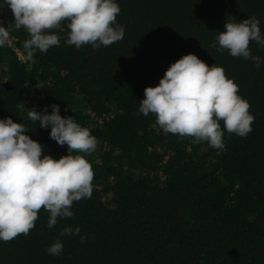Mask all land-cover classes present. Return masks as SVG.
<instances>
[{
    "label": "trees",
    "instance_id": "trees-1",
    "mask_svg": "<svg viewBox=\"0 0 264 264\" xmlns=\"http://www.w3.org/2000/svg\"><path fill=\"white\" fill-rule=\"evenodd\" d=\"M116 2L122 40L76 48L65 43V21L63 31L51 30L59 46L36 50L34 62L23 48L28 33L15 28L9 7L0 23L23 56L0 45V119L23 124L55 159L67 145L50 138V127L30 119L29 110L51 113L56 104L98 141L90 154L70 150L92 166L91 198L74 201V215L58 217L52 228L41 208L28 235L0 241V264H264V47L250 42L257 68L213 46L233 17H256L264 35V0ZM189 52L223 67L255 118L246 137L225 130L223 149L165 133L154 114L138 115L144 88L158 85ZM65 227L80 233L62 236ZM57 240L62 254L49 255Z\"/></svg>",
    "mask_w": 264,
    "mask_h": 264
},
{
    "label": "clouds",
    "instance_id": "clouds-1",
    "mask_svg": "<svg viewBox=\"0 0 264 264\" xmlns=\"http://www.w3.org/2000/svg\"><path fill=\"white\" fill-rule=\"evenodd\" d=\"M7 5L12 11L16 29L24 28L28 37L23 42L26 60L34 62V52H46L59 46L56 32L67 21L68 45L94 49L108 47L124 36L123 26L117 24L121 9L116 0H0V10ZM9 38L7 28L0 25V45ZM215 47L232 57L251 59L257 68L261 59L253 56L250 42L264 47L260 21L248 17L236 22L235 17L224 22ZM239 86L225 74L223 67L209 66L189 52L173 62L159 84L146 86L139 103V114L156 117L155 123L165 133L192 137L193 143L206 141L210 147L223 149L224 131L246 137L254 116L250 104L238 95ZM46 110L28 111L32 120L42 128L50 127V138L67 145V154L59 159L43 154V146L25 134L27 127L10 117L0 119V241L8 243L17 236L28 235L35 227L41 208L49 213L47 226L57 224V218H71L74 201L91 198L94 172L84 155L97 148V138L90 129L79 125L72 116H61L59 106ZM219 121H223V128ZM80 228L65 227L63 235L79 234ZM86 240L81 236V242ZM63 244L57 240L46 251L62 254Z\"/></svg>",
    "mask_w": 264,
    "mask_h": 264
},
{
    "label": "built area",
    "instance_id": "built-area-1",
    "mask_svg": "<svg viewBox=\"0 0 264 264\" xmlns=\"http://www.w3.org/2000/svg\"><path fill=\"white\" fill-rule=\"evenodd\" d=\"M6 43L9 44V45H11L13 47V49L17 53V56H18L19 59H23V56H22L21 52L16 47L13 46L12 39L10 37L8 38V40L6 41Z\"/></svg>",
    "mask_w": 264,
    "mask_h": 264
},
{
    "label": "flooded vegetation",
    "instance_id": "flooded-vegetation-1",
    "mask_svg": "<svg viewBox=\"0 0 264 264\" xmlns=\"http://www.w3.org/2000/svg\"><path fill=\"white\" fill-rule=\"evenodd\" d=\"M7 9H8V7H7V5H5L3 10H0V23L5 18V15L7 13Z\"/></svg>",
    "mask_w": 264,
    "mask_h": 264
}]
</instances>
